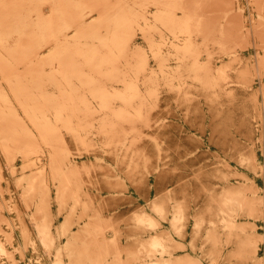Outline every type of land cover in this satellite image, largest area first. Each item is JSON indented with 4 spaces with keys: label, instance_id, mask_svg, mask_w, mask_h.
Here are the masks:
<instances>
[{
    "label": "bare ground",
    "instance_id": "bare-ground-1",
    "mask_svg": "<svg viewBox=\"0 0 264 264\" xmlns=\"http://www.w3.org/2000/svg\"><path fill=\"white\" fill-rule=\"evenodd\" d=\"M74 1L51 0L54 6V12L51 16L47 20L31 17V20H36L30 21V14L22 18L26 0H14L12 1L13 4L10 5H4L0 0V73L4 76L8 88L31 121V125L34 126L35 133L41 135L43 142L45 141L50 147L46 158L40 159V162L43 160V165L38 167V172L32 175L30 181H26L24 191L27 200H31L32 197L39 198L34 205L35 215L39 220L38 240L45 249H50L57 238L62 236L67 238L64 245L56 249L53 264H86L87 261H90V264H201L198 260L188 256L175 257L173 254L171 257V254L174 253L173 250L179 248L180 245L176 244L177 241L168 231L159 230V232L145 239L133 236L132 240L136 243L135 249H121L118 245L115 228L110 220L102 214V211L106 208L104 202L98 200L97 206L92 211V197L96 196V199H98V196L95 195L96 192L92 193L94 195L92 196L89 191L85 190L86 184H91L90 179H88V183L84 178L81 179V171L88 173V169L83 164L81 166L75 161H70L75 157L66 158L67 155L74 153L67 148L66 133L72 136L73 141H81L73 142L75 153L82 152L81 146L86 141L78 128L73 127L72 117L77 118L81 112L104 115V117L98 118V128H95V132L99 135L103 134L125 140L121 143L124 149L122 152L129 161L128 163H115L122 166L124 178L128 179L134 186H139L138 188L144 186L142 191L138 190L139 193L146 196L150 209L163 220H167L170 228L177 236L184 238L183 226L186 219H189L187 218V209L190 208H187L185 201L175 200L172 205L173 212L170 216H167L168 207L165 201L170 197V199L173 198L175 189H168L167 186L166 188H155L154 195L151 197V190L149 189L151 183L148 178V174L152 175L155 182L157 172L176 157L173 156L177 150L174 147H178L180 142L176 139L179 135L175 126L177 123L174 122L178 120L174 121L175 119L170 116L169 118H159L157 121L162 134L153 133L154 131L151 130L125 135L120 129L122 123L138 122L148 125L149 115L147 112L151 109L153 103L139 91L137 84L140 69H144V56L137 53V55H133V59L128 60L125 58L128 36H137L138 34L144 36V31L139 29L141 12L136 9L140 7L139 4L142 1L136 3V0H132L134 6H129V0H110V2L109 0H102L101 2L100 0H92V16L96 18V21L89 26L78 27L70 35L72 31H70L69 26L78 16V10L75 9H79L78 5L72 3ZM201 1L213 3L215 0L145 1L151 4L147 10H155V13L150 16L153 25L148 26V22H146L147 30L158 28L155 32L156 36H171L175 41L172 46L173 50L168 51L169 55H173L170 62L165 60L164 50L160 44H149L148 49L152 56L159 57L161 61H164L158 67V74H154V86L149 90V94L159 98L163 87L166 85V80L179 77L182 80L185 79L186 82L191 80V83L200 89V92L194 94L195 96L191 100H200L203 96H206L211 101L215 99L214 97H217L218 100L223 99L232 104L239 98L236 95L237 86H241V90L246 93L245 88L247 85L244 79L247 73L241 69L240 77L234 80L230 75L231 73L228 74L229 69L215 68L212 70L209 59H199L195 55L194 47L200 39L198 36H217L218 34L244 36L242 31H237L232 25L227 26V23L235 24L239 22V17L234 10L223 16L220 25L215 23L210 15L209 17L196 18L195 16L198 15L196 9L198 5L200 6L198 3ZM253 1L264 7V0ZM111 2L115 3L112 4ZM135 4L138 5L135 6ZM75 5L76 8L73 9L72 7ZM252 30V33L256 34L258 32L257 26H253ZM11 36L15 37V41L12 46H9L6 40ZM48 40L56 41L53 53L47 60L49 64H56L53 70L54 73L43 75V64L39 65L37 74H29L30 69H27L23 72L24 75H17L15 79L10 81L8 77L10 73L6 69L12 67V63L17 60L20 61L16 56L28 54L30 51L32 52V50L43 46L46 43L45 41ZM258 66L264 69V58L259 60ZM127 68L129 69L127 70ZM51 82L60 85L57 87V93L46 88L47 84ZM110 82L115 83L116 86L108 88L107 83ZM161 83H164V85ZM79 87L86 88L91 100L78 94ZM32 94L39 97L38 102L31 101L30 95ZM235 95L238 98H235ZM262 109L264 111V102ZM48 110L52 114L50 115L51 118L47 116L49 113L46 111ZM5 112L10 113V111L0 109V116H3L2 114ZM38 112L41 114L40 116L36 114ZM60 124L61 126H59ZM60 127L64 131L60 130ZM4 128V125H0V129L4 131ZM10 130L16 132L15 129L11 128ZM30 132L26 131L29 135H35L32 130ZM210 134L216 136L214 134L218 133H216V130H212ZM8 137L7 140L10 144L3 150L9 162L12 157V152L9 149L14 146L15 138ZM160 138L164 139L160 141ZM53 142L58 144L56 147L60 148L59 151L53 149ZM168 152L172 154L173 158ZM63 153L64 158L61 159ZM162 155H164V158L161 157ZM242 158L241 161H243ZM110 160L114 164L116 158L111 157ZM160 160H162V163ZM191 160L193 163L196 162L193 157ZM203 167V165H200L198 170H192L188 175H177L176 185L180 186L178 193L182 194V198L188 192L185 186L188 185L189 181L194 180L195 182L205 176L224 178V174H219L217 170H211V172L205 174L202 170ZM92 173V183L95 180L98 181L100 177L104 179L111 177L110 172H105V170L100 174L94 173V171ZM116 175L115 173L114 176ZM187 177L189 178L185 180ZM160 178L159 176V180ZM117 181H119V178ZM198 183L201 184L202 181ZM203 189L207 190L209 199L213 198V202H216L217 217L205 219L203 212L194 215L192 238L207 225L205 228V241H208L210 245L208 249L206 248L202 252L207 264H217L222 260L228 264H231L232 260L235 261L234 264H262L254 255L255 244H247L241 237H237V230H241V222L237 220V217L241 215L251 216L259 211L264 216V198L258 201L262 203V207L256 209L254 206L256 199L245 194L246 187L244 186L231 189L221 188L219 191L206 186ZM52 192L58 212L64 211L65 213L63 222L56 227L55 236L49 230L52 216L49 211L48 199ZM82 196L86 199L84 202L80 200ZM68 197L72 198V203L69 205L68 210H65ZM123 197L121 196V199ZM212 205L213 203L207 204L204 210H212ZM77 211H79V215L74 217ZM84 217L87 218L85 224L83 223L77 230V233L80 234L67 236L70 225L78 223ZM111 220L112 223L115 221ZM132 221L137 229L141 227L155 229L158 226V222L143 209L134 212ZM92 225L97 227L96 231L101 233L100 236H97L95 230L91 229ZM104 228L111 230L112 235L110 237L102 235ZM87 235H92L95 248V252L92 254L83 244ZM134 238L136 239L134 240ZM222 238L224 245L227 247L232 246L227 255L221 254L217 248ZM201 248L203 249L204 245ZM0 253L6 255L7 258L11 257L10 252L7 251L1 241ZM64 254L68 256V262L63 260ZM141 258L143 259L141 260ZM135 260L141 262L135 263L133 262Z\"/></svg>",
    "mask_w": 264,
    "mask_h": 264
},
{
    "label": "rangeland",
    "instance_id": "rangeland-1",
    "mask_svg": "<svg viewBox=\"0 0 264 264\" xmlns=\"http://www.w3.org/2000/svg\"><path fill=\"white\" fill-rule=\"evenodd\" d=\"M1 1L4 5H10L13 4L12 1L14 0ZM145 1L136 0V3L141 2L139 4L140 7L138 6L139 8L136 9L141 12L139 29L144 31V36H140L139 34L137 36H128L127 54L125 58L128 60L133 59V55H137V53L144 56V69H140L137 84L139 91L146 99L153 101V103L151 109L147 112L149 115L148 125L138 122L122 123L119 125L125 135L143 133L151 130L154 131L153 133L162 134L157 121L159 118H169L170 116L172 119H175L174 121L178 120L174 122L178 124L175 125L179 135L176 139L180 142L178 147H174L177 150L173 156L176 157L171 162H168L169 164L164 165L162 170L158 171L159 173L157 172L155 182L153 181L152 175L148 174V178L151 183L149 186L151 197L154 195L153 191L155 188H166L167 186L168 189H175L173 198L170 199V197L165 201L168 207L167 216L172 214V205L175 200L185 201L184 203L187 208H190L187 209V218L189 219H186L183 226L184 238L177 236L172 228H170L169 222L160 218L150 209L146 196L139 193V190L142 191L144 186L143 188H138L139 186H134L128 179L124 178V173L121 169L122 166L116 165L115 163H128L129 161V159L125 158L124 152H122L124 149L121 143L125 140H119L117 137L103 134L99 135L95 132V128H98V118L104 117V115H101V113L92 114V112H81L77 118L72 117L73 127L78 128V131L84 136L86 141L81 146L82 152L75 153V145L73 142L77 143L81 141H73L72 136L66 133L67 148L74 152L67 155L66 158L70 159V157H75L73 160L70 159V161H75L78 165H84L88 169L89 174L81 171V179L84 178L86 183L90 179L89 182L91 181V184H86L85 190L89 191L91 195L96 192L95 195L98 196V199H96V196L92 197V211L97 206L98 200L104 202L106 208L102 211V214L110 220V223L115 228L118 245L121 249H135L136 243L132 240L133 236L145 239L159 232V230L168 231L175 241H177L176 244L180 245L179 248L173 250L174 253L171 254V257L173 254L175 257L188 256L198 260L201 264H207V260L202 255V252L206 248L208 249L210 245L208 241H205V228L207 225L192 238L194 215L203 212L205 219L217 217V204L213 202V198L209 199V194H207V190L203 189V187L206 186L219 191L221 188L231 189L244 186L246 187L245 194L256 199L254 205L256 209L262 207V203L258 201L264 198V111L262 109L264 102V69L258 66L259 60L264 58V7L259 3H254L255 1L253 0H215L213 3H208V1L198 3L200 6L198 5L196 9L198 14H196V18L209 17L210 15L214 19V22L220 25L223 21V16L230 14L234 10L239 17V22L235 24L227 23V26L232 25L237 31H242L244 36H226L222 34H218L217 36H198L200 39L194 47L195 55L199 59H209L212 70L215 68L229 69L228 74L231 73L230 75H232L231 77L234 80L240 77L241 69L247 73L244 79L247 85L245 88L246 93L241 90V86H237L236 95L239 98L236 95L235 98L237 97L239 100L236 99L232 104H229L223 99L218 100L219 98L217 97H214L215 99L211 101L206 96H203L200 100H191L195 96L194 94L200 92V89L192 84L191 80L186 82L184 81L185 79L182 80L179 77L166 80V85L163 87L159 98L149 94V90L154 86V74H158V67L164 62L159 57L152 56L148 49L149 44H160L164 50L165 60L170 62L173 55H169L168 51L173 50L172 46L175 41L171 36H156L155 32H157L158 28L147 30L150 24L153 25L150 16L155 13V10H147L151 4ZM72 3L78 5L79 9H75L76 5L72 7L78 10V16L75 17V20L69 26L70 31H72L70 35L78 27L89 26L92 22L96 21V18L92 16V0H75ZM111 3L114 4L115 2ZM128 5L134 6L132 0H129ZM24 7L22 18L30 14V21L36 20H31V17L47 20L54 12V6L51 0H26ZM146 22H148V26ZM253 26H257L258 28L256 34L252 33ZM14 41V36L8 37L6 40L9 46H12ZM45 42L43 46L32 50V52L30 51L28 54H19L16 56L22 61L17 60L12 63V67L6 69L10 73L8 76L10 81L15 79L17 75H24L23 72L27 69H30L28 71L29 74H37L39 72V65L43 64V75L54 73L53 70L56 64H49L47 60L53 53L56 41L48 40ZM42 59L44 61H41ZM161 84L164 85V83ZM107 85L108 88L116 86L113 82L107 83ZM58 86H60L58 83L51 82L47 84L46 88L51 90V92L57 93ZM78 94L84 96L85 99L91 100L86 88L79 87ZM30 98L33 102H38L39 100L36 94L30 95ZM0 109L10 111L9 114L5 112L2 114L3 116H0V125L5 126L4 131L0 129V241L11 255L10 258H7L6 255L0 253V264H53L56 249L62 247L67 238L64 236L57 238L53 243V247L50 249H45L41 245L37 234L39 220L34 210V205L38 202L39 198L32 197L31 200H27L24 194L26 181H30L32 175L38 172V167L43 165V160L40 162V159L43 157L46 158L50 147L45 141L43 142L40 137L41 135L35 133L34 126L31 125V121L8 88L7 82L1 73ZM46 112L49 113L47 116L51 118V112L49 110ZM36 114L38 116L41 115L39 112ZM148 126L151 127L147 128ZM9 128L15 129L16 132H12ZM31 130L35 135L26 133V131L30 132ZM60 130L64 131L62 127H60ZM212 130H216L218 134L211 136L210 132ZM8 136L15 138L14 146L9 149L12 152V157L9 162L3 150L10 144L7 140L9 138ZM163 139L160 138V141ZM53 143V149L59 151L60 148L56 147L58 144L56 142ZM84 152L85 154H83ZM168 153L173 158L172 154L170 152ZM92 155H94L93 158ZM63 156L64 153L61 154V159L64 158ZM111 157L116 158L114 164L111 163ZM161 157L164 158V155ZM192 157L195 159V163L192 162ZM241 158L243 161H241ZM160 162L162 163V160ZM200 165L204 166L202 170L205 174L211 172V170H217L219 174H224V178L205 176L195 182L194 180L192 182L189 181L188 185L185 186L188 192L182 198V194L178 193L180 186L176 185L177 175H188L192 170H198ZM100 170H105V172L109 171L111 177L108 179L98 177L99 180H95L93 184L92 172L94 171V173L100 174L102 172ZM115 173L117 174L116 176H114ZM88 176L90 177L88 178ZM159 176L161 177L160 180ZM118 178L119 181H117ZM188 178H185V180ZM200 181H202L201 184L198 183ZM113 185L114 187H112ZM51 194L48 199L49 211L52 216L49 230L55 236L56 227L63 222L65 213L64 211L61 213L58 212L53 192ZM121 196L124 197L121 199ZM211 197L213 196L211 195ZM124 198L125 200H123ZM138 199L140 202H138ZM80 200L84 202L86 199L82 196ZM71 203L72 198L68 197L66 199L67 207L65 210H68ZM209 203H213V209L204 210V207ZM140 209H143L158 222V226L155 229L147 227L137 229L132 221V215L136 210ZM78 215L79 211L76 212L74 217ZM86 219L84 217L78 223L70 225L67 236L80 234L77 233V230L86 222ZM111 219L115 221L112 223ZM237 220L241 222V230H237L238 235L235 234L237 237H241L245 243L255 244L256 250L254 255L263 264L264 216L262 212L259 211L251 216L241 215L237 217ZM91 229L95 230L97 236H100L101 233L96 231L97 227L92 225ZM102 235L110 237L112 232L110 229L107 230L104 228ZM83 244L90 254L95 252L92 235H87L84 238ZM203 245L204 248L202 249L201 246ZM217 248L221 254L227 255L231 251L232 246L229 245L227 247L224 245L222 238ZM63 260L68 262V256L64 254ZM133 262L140 263L141 261L135 260ZM234 262L232 260L231 264H234ZM86 264H90V261H87ZM217 264L228 263L222 260Z\"/></svg>",
    "mask_w": 264,
    "mask_h": 264
}]
</instances>
